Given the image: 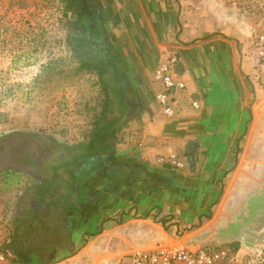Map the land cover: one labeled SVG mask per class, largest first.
Wrapping results in <instances>:
<instances>
[{
  "label": "crops",
  "instance_id": "1",
  "mask_svg": "<svg viewBox=\"0 0 264 264\" xmlns=\"http://www.w3.org/2000/svg\"><path fill=\"white\" fill-rule=\"evenodd\" d=\"M60 3L59 21L70 32L67 45L111 65L125 116L122 122L111 118L116 133L97 143L87 162L67 168L75 198H67L66 207L36 200L37 211L44 206L43 222L62 235L53 234L50 247L15 244L9 250L6 243L11 263L119 264L132 251L161 243L201 246L182 238L211 232L235 184L258 183L254 176L264 175V89L252 78V42L229 38L231 29L224 25L213 28V0ZM171 56L177 58L172 76L184 88L169 93L174 115L167 117L155 100L163 87L154 72ZM69 93L61 100L65 110L76 111ZM98 123L99 117L80 125L76 137L87 140L81 143ZM173 154L182 168L169 164ZM253 199L251 205L260 196ZM185 222L191 229L178 236ZM54 238L62 245H54Z\"/></svg>",
  "mask_w": 264,
  "mask_h": 264
},
{
  "label": "rangeland",
  "instance_id": "2",
  "mask_svg": "<svg viewBox=\"0 0 264 264\" xmlns=\"http://www.w3.org/2000/svg\"><path fill=\"white\" fill-rule=\"evenodd\" d=\"M61 9L60 0H0V216L9 250L15 244L20 249L50 247L53 234L62 235L52 229L54 224L43 222L34 203L60 201L66 207L67 198H75L67 168L80 167L86 153L81 149L86 137H76L80 125L100 116L122 122L125 116L118 109L115 70L67 45L70 32L59 21ZM212 11L213 28H230L227 36L242 44L264 29V0H213ZM81 62L95 66L81 68ZM67 91L76 99V111L65 110L61 98ZM254 177L260 182L235 184L211 232L197 230L182 239L227 251L231 264L264 259V175ZM258 196L259 203L251 205L250 198L255 202ZM207 210L211 217L213 211ZM188 225L180 224L178 236L191 229ZM32 232L38 238L29 236ZM56 240L54 245H62V239Z\"/></svg>",
  "mask_w": 264,
  "mask_h": 264
},
{
  "label": "built area",
  "instance_id": "3",
  "mask_svg": "<svg viewBox=\"0 0 264 264\" xmlns=\"http://www.w3.org/2000/svg\"><path fill=\"white\" fill-rule=\"evenodd\" d=\"M252 45L255 57L252 65V78L264 89V29L255 36ZM176 59L175 56L168 57L160 62L154 72L155 80L159 81L163 87L155 95V100L167 117L174 115L169 105V93L174 89L184 88V83L172 76L171 66ZM192 105L195 108L198 107L196 101L192 102ZM168 162L175 168L184 166L174 154L168 157ZM227 257L225 250L213 251L202 246L161 243L151 248L134 250L123 257L119 264H231ZM0 264H12L10 254L6 249L5 222L2 216H0ZM238 264H264V259L257 257Z\"/></svg>",
  "mask_w": 264,
  "mask_h": 264
},
{
  "label": "trees",
  "instance_id": "4",
  "mask_svg": "<svg viewBox=\"0 0 264 264\" xmlns=\"http://www.w3.org/2000/svg\"><path fill=\"white\" fill-rule=\"evenodd\" d=\"M95 65L92 64H86V62H81L80 67L81 68H90L94 67ZM101 68V66H97V68ZM104 73V70L99 69V74L102 75ZM106 106V102H105ZM114 120L111 118H104L103 116L99 117V123L96 125L93 136H91V139L87 143L82 145V150L86 153H84V159L83 161L87 162L86 155L92 154L93 151L91 149L97 145V143L102 146L108 138H112L117 130V125ZM115 123V124H114ZM209 217V216H207Z\"/></svg>",
  "mask_w": 264,
  "mask_h": 264
},
{
  "label": "flooded vegetation",
  "instance_id": "5",
  "mask_svg": "<svg viewBox=\"0 0 264 264\" xmlns=\"http://www.w3.org/2000/svg\"><path fill=\"white\" fill-rule=\"evenodd\" d=\"M34 204H35V203H34ZM43 208H44V206L40 207L39 210H38V212H40Z\"/></svg>",
  "mask_w": 264,
  "mask_h": 264
},
{
  "label": "water",
  "instance_id": "6",
  "mask_svg": "<svg viewBox=\"0 0 264 264\" xmlns=\"http://www.w3.org/2000/svg\"><path fill=\"white\" fill-rule=\"evenodd\" d=\"M32 145H34V144H32Z\"/></svg>",
  "mask_w": 264,
  "mask_h": 264
}]
</instances>
